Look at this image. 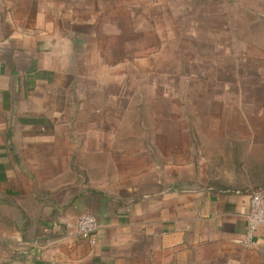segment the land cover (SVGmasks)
Masks as SVG:
<instances>
[{"label":"crops","instance_id":"crops-1","mask_svg":"<svg viewBox=\"0 0 264 264\" xmlns=\"http://www.w3.org/2000/svg\"><path fill=\"white\" fill-rule=\"evenodd\" d=\"M118 1L0 0V264H264V227L242 244L252 190L159 168L156 129L142 153L94 123L115 84L92 81L103 99L83 84L114 38L102 26L129 13ZM168 1L198 16L237 0ZM84 213L98 220L94 243L72 225Z\"/></svg>","mask_w":264,"mask_h":264},{"label":"rangeland","instance_id":"rangeland-1","mask_svg":"<svg viewBox=\"0 0 264 264\" xmlns=\"http://www.w3.org/2000/svg\"><path fill=\"white\" fill-rule=\"evenodd\" d=\"M251 1L195 16L187 1L119 0L129 13L119 8L102 26L114 38L83 84V96L99 99L94 80L115 84L98 105L109 116L94 123L108 122L116 145L142 153L156 129L158 167L176 164L197 184L264 186V9ZM83 115L90 126V105Z\"/></svg>","mask_w":264,"mask_h":264},{"label":"built area","instance_id":"built-area-1","mask_svg":"<svg viewBox=\"0 0 264 264\" xmlns=\"http://www.w3.org/2000/svg\"><path fill=\"white\" fill-rule=\"evenodd\" d=\"M1 55V46H0ZM78 236L94 243V235L98 228L97 218L84 213L76 218L72 224ZM264 227V189L253 190L249 197L247 223L242 244L251 247L257 228Z\"/></svg>","mask_w":264,"mask_h":264},{"label":"trees","instance_id":"trees-1","mask_svg":"<svg viewBox=\"0 0 264 264\" xmlns=\"http://www.w3.org/2000/svg\"><path fill=\"white\" fill-rule=\"evenodd\" d=\"M257 189H264V186L258 187V188H256V190H257Z\"/></svg>","mask_w":264,"mask_h":264}]
</instances>
